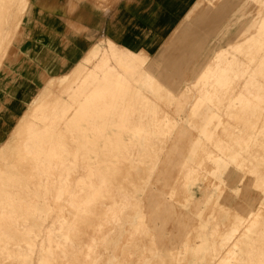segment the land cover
I'll return each mask as SVG.
<instances>
[{"label": "bare ground", "instance_id": "bare-ground-1", "mask_svg": "<svg viewBox=\"0 0 264 264\" xmlns=\"http://www.w3.org/2000/svg\"><path fill=\"white\" fill-rule=\"evenodd\" d=\"M255 2L259 3L257 10L247 19L246 5L241 0H221L213 9L205 8L196 13L195 17L191 16L190 9L186 15L189 22H185L166 50L169 53L172 48L177 49L162 62H152L144 52H140L141 50L133 51L106 39L104 43L93 44L78 63L63 66L62 69L67 73L56 74L42 84V89L37 92L34 100L39 103L29 102L17 119V127L13 130L14 138L0 145V253L12 246L21 249L28 246V242L24 244L13 239H23L24 235H20L27 231L25 221L29 218L35 220L34 218L42 214L39 201L44 195L43 199L48 197V187H53L51 189L57 191V196H61L62 192L69 194L67 201L73 204L78 202L74 206L81 214L96 213L99 217L121 215L116 208L121 207L122 203H116L111 189L114 186L117 189L123 187L120 172L115 171L120 167L118 159L136 157L133 154L135 148H114L110 145L116 142L123 145V135L126 133L123 127H127L125 125H135L137 129L127 135L142 136V140L138 141L146 143L151 141L147 138L153 135L151 127L167 124L166 115H152L148 120H153V123L142 125L147 121V110H157L158 98L172 103L167 96L172 94V87H177L181 67L186 68L188 64L185 61L186 56L199 57L200 63L198 71L192 72L191 83L182 84L183 88L180 90V93H183V90L186 92L187 89L195 90L188 102L190 113L198 115L205 122L200 125L199 137L210 138L219 126L221 117L232 113L233 109L240 111L238 119L246 120L247 117V120H250L254 113L264 117V0ZM27 7L28 0L1 2L0 49H6L9 43V27L5 29V24L10 22L12 15L15 16L11 21L12 32H9L13 34ZM2 20H6V23H1ZM234 20L245 26H239L235 31L229 32L223 24H230ZM214 35L217 41L209 42L210 37ZM179 40H184V43ZM202 41L205 45L208 44L209 50L203 57L197 48ZM49 70L58 68L52 66ZM37 84L40 85V80L36 78L6 81L0 76V87L24 88L30 95ZM162 121L164 122L161 123ZM170 133L169 131L168 135ZM261 136L264 137V134ZM196 141L199 142L200 139ZM127 142L134 143L131 140ZM108 144L110 147L106 148ZM145 147L146 145L144 150ZM124 150L129 154L114 153ZM202 150L206 157L213 161L211 172L219 178L220 183L233 186L232 183L240 181V149H237L236 154L229 153L231 150L228 146H222L218 154H211L216 150ZM243 150H246V147ZM107 151L113 154L107 155ZM189 151L192 152L193 149ZM149 157L140 158L138 161L144 162ZM186 158L193 173L195 165L198 167L200 162L196 161L194 164L192 154ZM130 166L135 169L134 174L137 175V180L132 183L135 188L131 191L135 208L127 206L124 215L131 219L117 220L111 224L113 221L102 218L97 220L95 229L110 227L113 233H121L123 228L142 222L144 211L138 203L140 198L135 191L144 190L155 166L148 163L145 165L147 167L142 168L137 164ZM228 189L230 190L218 191L214 200L223 198L224 202L233 191L232 188ZM186 192L188 196H192L189 186ZM208 201L210 197L207 198ZM233 204L234 210L231 214L239 217L242 215L243 205L239 201ZM198 215H201V212ZM257 215L261 214L257 212ZM63 216H67L66 213ZM262 218L261 222L254 220L244 224L245 235L234 242H231V232L225 233L217 242L216 238L203 237L199 246H194L196 250L190 251V255L185 253L186 263L264 264V259L245 261L237 256L235 260L228 259V256L214 258L216 253L208 249L215 243L227 247L232 243L231 247L225 248L226 253L243 254L242 244L244 241L250 243L253 240V234L258 232V224L263 226L264 233L263 214ZM70 221L63 220L64 223ZM215 223L227 225L224 220ZM241 223V219L234 220L229 223V227L236 229ZM200 225L201 231H212L209 230L211 227L208 224ZM118 243L119 236L102 237L100 247L115 249ZM34 246L35 242H30L31 249ZM38 248L35 256L38 264H48L56 250H53L50 244L43 246L39 243ZM22 254L21 252V255H18L21 264H33V256ZM102 256L103 253L101 257L94 256L92 261L97 263L103 260ZM107 261L109 264L118 262L115 256H110ZM124 262L130 261L126 260L120 264ZM150 262L151 257L131 263Z\"/></svg>", "mask_w": 264, "mask_h": 264}, {"label": "rangeland", "instance_id": "rangeland-1", "mask_svg": "<svg viewBox=\"0 0 264 264\" xmlns=\"http://www.w3.org/2000/svg\"><path fill=\"white\" fill-rule=\"evenodd\" d=\"M5 1L0 0V5L1 2L5 3ZM220 1L198 0L192 6L190 14L195 17L196 13L205 10V8L213 9ZM241 1L246 5L245 18L247 19L257 10L256 7L259 3L255 0ZM14 17L12 15L10 22L5 24V29L10 27L11 32L13 26L11 21ZM185 22H189V19H186ZM185 22L181 23L168 36L162 47H160L157 56L149 58L142 50L133 51L144 52L152 62L155 60H161L162 62L163 59H168L177 48L175 50L172 48L169 53L166 49H169L170 44L175 40L180 29L182 30ZM1 23H6V20H2ZM223 25L229 29V32H233L241 26L237 20ZM29 28L26 27L25 30L27 31ZM16 29L13 34L8 32L10 41L6 49H0V76L6 81H10L16 76L17 71L11 67L12 65H21L35 71L39 76L40 85H35L33 93L29 97V101L32 102L36 100L35 97L37 92L42 89V84L47 82L50 76L54 75V72H42L29 62L27 53L22 51L19 45L23 40L21 33H23L24 27L20 25ZM18 31L19 33H17ZM105 40V38H101L98 43H104ZM179 42L184 43V40H179ZM207 49L208 47H199L198 53L201 57L209 52ZM198 58L190 55L185 57L188 64L186 63V68L181 67V76L177 87H172L170 89L172 94L167 96L170 97L172 103H166L162 100L163 98H158L157 110L144 112L147 114V121L144 120L146 122H143L142 125L153 123V120H148L152 115L156 117L166 115L167 117L166 125L161 124L158 127H151L150 130L153 135L147 138L151 140L150 142H139L138 140H142V136L127 135L137 129L135 125L129 124L125 125L127 127H123L126 131L123 135L125 140L123 145L120 142L110 145L114 148H123L122 146L135 148L133 154L136 157L118 159L120 167L116 168L115 171L120 172L123 187L117 189L114 186L111 189L117 201L116 203H122L121 207L116 208L121 215L99 217L96 213L86 212L81 214L78 208L74 206L78 202L73 204L67 201L69 194L62 192L61 196H57V191L51 189L53 187H48L50 189L46 190L48 197L43 199L44 195L39 201L43 215L40 214V216L34 218L35 220L27 219L24 223L27 231L20 235V237L24 235L23 239H13L19 243L25 244V242H28V246L22 249L12 246L4 253H0V264H21L18 258L21 252L23 253L22 256H33V264H38L39 261L35 256L39 250V243L43 246L50 244L53 250H56L48 264H109L107 260L110 256L117 258L118 262L116 264L126 260L130 262H124L123 264H134L131 263L134 260L150 257L151 262L149 264H188L186 263L187 256L185 253L188 252L187 255H190V251L196 250L195 248L199 246L203 237L216 238L215 241L217 242L225 233L231 232L233 233L231 242H234L245 235L246 228L243 226L244 224L254 220L262 221V214L264 216V137L261 135L264 134V117L254 113V117L250 120H247V117L246 120L238 119L237 115L240 114V111L237 112V109H233L232 113L224 114L221 117V121L218 123L219 126L215 128L210 138L199 137L200 125L205 122L198 115L190 113V102H188L192 99L190 95H193L195 90L187 89L186 92L183 90V93H180L183 88L182 84H190L193 78L192 72L194 70L198 71L200 65ZM19 97H23V94L20 93ZM10 101L11 95L7 91H0V130L6 131L3 142L14 138L13 130L18 124L19 114H13L10 120L5 118V115L9 113L7 108ZM36 103L39 102H33V104ZM239 123H241L240 126H237ZM169 131L171 133L168 135ZM140 132H142V127ZM198 139H200L199 142L196 141ZM129 140L134 141V143L127 142ZM144 145H146L145 150ZM108 146L109 144L106 145V148ZM222 146L230 147L231 152L229 153L232 154H236L237 149L241 150L238 159V172L241 179L239 182L232 183L233 186L219 182V178L211 172L214 166L213 161L207 158L206 153L202 150H216L211 154H218ZM245 147L246 150H243ZM191 148L193 149L192 152L189 151ZM114 153L129 154L126 150ZM112 154V152L107 151V155ZM191 154L194 156V161H192L194 164L200 162L198 167L197 164L195 165L193 173L190 171V162L186 158ZM147 156H150L148 160L138 161V159L147 158ZM147 163L154 164L155 167L151 172L149 181L144 186V190L135 191L140 198L138 203L142 205L144 211V216L141 218L142 222L123 228L121 233H113L110 227L101 230L95 229L98 224L97 220L102 218L113 221L110 222L111 224L117 220L131 219V217L124 215L127 206H131L132 209L135 208L133 204L135 199L131 197V193H133L131 191L135 188L132 183L137 180V175L134 174L135 169L130 164H137L140 166L139 168H142ZM188 186L192 196L187 195ZM228 188H232L233 191L228 198H225L224 202H222L223 198L217 201L214 200L218 191H222V189L229 191ZM209 197L210 201L207 202ZM237 201L243 205L242 215L239 217L231 214L234 210L233 203ZM221 202L222 204H220ZM119 209L120 211H118ZM248 211L251 212L248 213ZM200 212L201 215H198ZM257 212L261 215H257ZM64 213L67 216L64 217ZM240 219L242 223L238 227L236 226V229H230L229 223ZM63 220L73 221L64 223ZM220 220H224L227 225L215 223V221ZM205 223L211 227L209 230L212 231L203 232L200 230V224ZM262 228L263 226L258 224L256 227L258 232L253 234V240L250 243L244 241L242 244L239 242L243 245V254L226 253L225 248L231 247L232 243L229 247L215 243L214 246L210 245L208 249L212 253H216L215 256L213 255L214 258L228 256V259L235 260L237 256L245 261L264 259V233ZM47 236L49 237L47 238ZM64 236L67 237L64 238ZM109 236H119V243L115 249L100 247L102 237ZM30 242H35L33 249L30 247ZM194 246L196 247L194 248ZM102 253L103 260L97 263L92 261L94 256L100 255L101 257Z\"/></svg>", "mask_w": 264, "mask_h": 264}, {"label": "crops", "instance_id": "crops-1", "mask_svg": "<svg viewBox=\"0 0 264 264\" xmlns=\"http://www.w3.org/2000/svg\"><path fill=\"white\" fill-rule=\"evenodd\" d=\"M196 1L28 0V8L21 18L20 25L24 29L19 45L31 64L54 75L67 73L63 66L78 63L101 38L111 39L131 50H142L151 58L158 55L168 36L186 21ZM26 27L30 28L26 31ZM214 41H217L215 35L209 39V42ZM207 46L202 41L197 48ZM52 66L58 70H49ZM12 67L17 75L11 80L39 79L31 69L21 65ZM2 90L11 95L5 118L10 120L13 114H19V118L30 102V94L24 88L0 87ZM20 93L23 97H19ZM5 134V130H0V145L4 143Z\"/></svg>", "mask_w": 264, "mask_h": 264}]
</instances>
